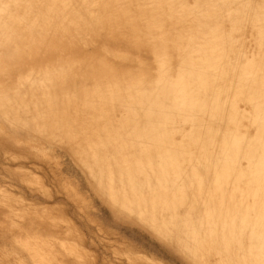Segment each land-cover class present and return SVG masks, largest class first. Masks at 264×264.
I'll use <instances>...</instances> for the list:
<instances>
[{
  "label": "bare ground",
  "instance_id": "obj_1",
  "mask_svg": "<svg viewBox=\"0 0 264 264\" xmlns=\"http://www.w3.org/2000/svg\"><path fill=\"white\" fill-rule=\"evenodd\" d=\"M29 93L51 104L32 128L77 145L114 203L199 264H264V173L219 189L264 163V0H0V112ZM201 202L229 220L208 241L188 228Z\"/></svg>",
  "mask_w": 264,
  "mask_h": 264
},
{
  "label": "rangeland",
  "instance_id": "obj_2",
  "mask_svg": "<svg viewBox=\"0 0 264 264\" xmlns=\"http://www.w3.org/2000/svg\"><path fill=\"white\" fill-rule=\"evenodd\" d=\"M34 33L39 34L37 30ZM7 47L14 49L16 43ZM1 87L4 91L14 89ZM35 96L42 95L39 92ZM24 97L31 110L15 104L9 115L0 112V264H199L174 239L152 226L151 212L139 217L137 209L125 210L114 203L102 191L97 175L84 164L77 145L63 139L48 140L49 133L40 134L32 128L43 120L51 104L32 101L30 93ZM16 119L30 125L19 124ZM240 166L232 168L233 175L225 178L219 187L222 192L234 193L239 180H245L239 186L241 191L246 186L249 194L251 187L259 189L264 163L244 178ZM207 206L201 202L200 213L191 215L188 225L189 229L197 225V240L208 241V235L220 233L221 223L229 224L224 205L218 204L223 210L221 217L209 215ZM243 215L236 219L237 234L254 239L257 217L250 216L243 228ZM163 216L166 222L171 218L170 214ZM215 258L207 262L213 264Z\"/></svg>",
  "mask_w": 264,
  "mask_h": 264
}]
</instances>
